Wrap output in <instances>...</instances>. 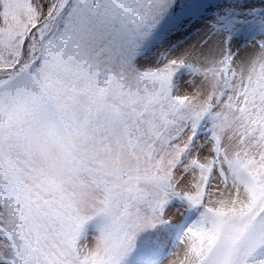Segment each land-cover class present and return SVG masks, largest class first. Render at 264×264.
Returning a JSON list of instances; mask_svg holds the SVG:
<instances>
[{"label":"snow or ice","instance_id":"snow-or-ice-1","mask_svg":"<svg viewBox=\"0 0 264 264\" xmlns=\"http://www.w3.org/2000/svg\"><path fill=\"white\" fill-rule=\"evenodd\" d=\"M0 264H264V0H0Z\"/></svg>","mask_w":264,"mask_h":264},{"label":"rangeland","instance_id":"rangeland-1","mask_svg":"<svg viewBox=\"0 0 264 264\" xmlns=\"http://www.w3.org/2000/svg\"><path fill=\"white\" fill-rule=\"evenodd\" d=\"M259 6V4L257 3V7Z\"/></svg>","mask_w":264,"mask_h":264}]
</instances>
